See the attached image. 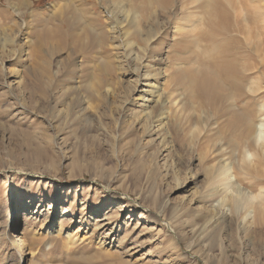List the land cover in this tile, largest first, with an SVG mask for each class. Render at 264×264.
Masks as SVG:
<instances>
[{"label":"rangeland","instance_id":"obj_1","mask_svg":"<svg viewBox=\"0 0 264 264\" xmlns=\"http://www.w3.org/2000/svg\"><path fill=\"white\" fill-rule=\"evenodd\" d=\"M191 1L0 0V264L19 260L7 237L15 225L42 234L32 233L38 249L25 250V264H264V222L246 215L249 199L239 196L226 220L219 217L227 189H264V166L252 175L257 157L243 155L253 146L223 130L229 102L208 107L200 93L193 100L172 83L188 65L169 56L183 53L174 43L189 35L183 17L200 3ZM242 1L248 13L264 12V0ZM137 27L158 34L147 45ZM45 28L58 34L40 41ZM124 29L140 61L124 51ZM149 72L161 74L137 82L136 73ZM155 86L168 112L159 129L141 99ZM22 200L33 213L15 218L13 203ZM98 209L120 221L113 243L99 245L89 220ZM59 226L61 240L45 236Z\"/></svg>","mask_w":264,"mask_h":264},{"label":"bare ground","instance_id":"obj_2","mask_svg":"<svg viewBox=\"0 0 264 264\" xmlns=\"http://www.w3.org/2000/svg\"><path fill=\"white\" fill-rule=\"evenodd\" d=\"M150 1H157L160 5L165 6L173 2V0ZM203 1L204 0H192L191 4L195 2L200 3L195 7L194 10L186 12L183 17V19L186 21L185 29L190 36L188 35L189 38L188 36L183 37L182 39H180V41H176L174 43L176 45H179V49H182L183 53L176 52L174 55L169 57L187 63L188 65L180 67V69L177 70L176 75L172 78V83H175L178 87H184L183 91L186 92L187 95L190 96L193 100H196V96L198 95V93H200L204 97L205 104L208 107L215 108L219 103H230V106H225L223 108L225 111H229V114L226 117V125L223 130H225V132H228V137L233 142L242 144L243 147L247 144H251V146L249 145V147L251 148L253 146L252 149L250 148L251 151L245 149V153L243 155L244 158L247 155H253L257 157L256 159L258 161L255 160L256 162L254 163V169H251V173L253 175L255 174L253 173L254 171L258 173L259 166H264V103L262 99V102H258L259 98H262L264 95L257 97V95L264 90V12L257 8L260 12L253 11L248 13L246 9L248 8V4L244 3L242 0H238L237 2H235L236 0ZM250 2L252 3L255 1L250 0ZM250 6H253V4H250ZM241 9H244L247 12L242 13ZM120 14L118 15L120 16ZM76 18L77 22L80 23V25L82 24L83 27L86 28V30H89V25L85 23L83 17H78V14H76ZM134 20L135 19H133L132 22L133 24ZM179 27V25L174 27L176 32L178 30H183L182 27ZM139 28L137 27L135 30L133 29L136 32V38H139L142 42L145 41L147 45H149V43L154 40L156 35L158 34L157 33L156 35H153L149 33V31L142 32V30H140ZM57 30L58 29L45 28L39 36L40 41L42 40V38L49 39L50 37H55L56 32L58 34ZM128 30L124 29L123 31V37L125 38L124 46L122 47H124V51H128V49L131 50L128 51V54L130 53L129 55L131 56L130 58L132 60L140 61V54L139 52L134 50V43L132 39L125 41L126 37L130 35V32ZM144 32H147V35L150 36L142 37L144 35ZM73 35L75 37L76 33L74 32ZM78 36L80 35L78 34ZM82 38L83 37H77L78 42L82 43ZM152 47L153 46H150L151 50ZM133 54L135 57H133ZM192 57H194L195 59ZM143 59L144 58H142V60ZM135 71H138V69H135ZM136 74L138 76L137 82H140L144 79L147 80L156 77L159 78V75L161 73L158 72L157 76L155 75V73H153L154 76H152V73L150 72L148 74ZM139 78L141 79L139 80ZM259 82H262V85H259ZM145 85L150 86V84ZM140 87H142V84L141 86L139 85L137 91L143 92V90H140ZM145 95H142L141 99L143 100L144 105L147 107V109L151 108V110L146 114L149 116L148 118H152L153 128H162L166 123L165 120L167 119L168 113L165 108L166 99H164V95L161 94V90L158 86L149 87L148 91L145 92ZM244 99H246L247 101L244 102ZM151 101H154L155 104H157L156 110L153 108L154 106L152 107L150 104H147ZM190 103L192 102L190 101ZM240 104H242L241 107ZM236 106L237 108H235ZM231 108L233 109V111H231ZM251 163H249L250 165L248 164L249 167L251 166ZM223 166L225 168L226 165ZM249 172L250 170L248 171V173ZM222 173H224V171ZM228 174L229 173L227 172L224 173L223 180H227L230 178ZM228 191L230 190L227 189L226 193L222 195L219 203V206L221 207V210L219 211V217H222V220H226V217L228 216V212L225 210V207H231V205H234L233 203H235V199H237L239 196L240 198L241 196H245L249 199L251 205L249 212L246 214L247 216H249L250 220L252 219L251 222H264V189H262L259 193H254L253 195H246V193L241 189H239L236 193ZM30 202L31 201H23V204L25 203V206L19 202L15 204L13 203L15 218H17L20 211H23L24 215L30 212V209L32 207V204ZM133 205L136 207H141V205L137 204L136 202L135 204L133 203ZM131 209L132 212L135 211V208L133 206ZM58 211H61V215L64 216L68 211V208H61V210L59 209ZM58 211H55L54 214L58 215ZM105 211H103V209H98V211H96L94 215H91L89 217L90 221H94L91 225L94 226V232L99 235V245L101 244L102 240H104L103 243H106L107 240H111L110 243H113L119 235L118 230L120 221H118V219L114 217V213H110L111 210L108 212ZM252 212L254 213L253 215ZM30 213L32 214L33 210ZM40 214L43 215L42 211H39V215ZM54 214L52 211L50 216H46V218L50 221V224H54ZM99 216L101 218H98ZM10 219L11 216H9L8 220ZM158 221L156 220V222ZM153 222L156 223L155 221ZM32 233H34V236H42V234L38 233L37 230H30L28 226L20 229L16 225L13 229L11 228L7 234V237L10 239V250L14 252L13 255L19 256V260H17L18 262L16 261L17 264H25V250H31L32 252H34L33 248L37 247L39 244V242L37 243V241L32 238ZM49 233L56 234L57 240H61L62 228L61 226L53 227L52 230L46 232L45 236H47V234ZM16 235H18L17 239ZM136 247L137 246H134L133 248L130 247L128 251L134 250ZM54 250L55 248H52L50 252H47V254H53L55 252ZM96 259L97 258H90L88 260V264H100L94 263L95 261L93 260Z\"/></svg>","mask_w":264,"mask_h":264}]
</instances>
